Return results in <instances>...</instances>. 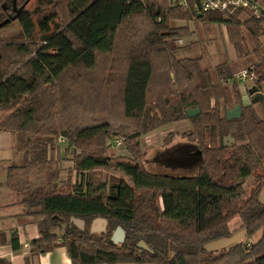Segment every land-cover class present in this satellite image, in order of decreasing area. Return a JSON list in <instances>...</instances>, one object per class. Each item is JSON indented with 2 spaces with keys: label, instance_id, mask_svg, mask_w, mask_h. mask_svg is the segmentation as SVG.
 I'll list each match as a JSON object with an SVG mask.
<instances>
[{
  "label": "trees",
  "instance_id": "1",
  "mask_svg": "<svg viewBox=\"0 0 264 264\" xmlns=\"http://www.w3.org/2000/svg\"><path fill=\"white\" fill-rule=\"evenodd\" d=\"M261 5L254 17L242 10L198 11L193 0L186 9L166 0H0V32L17 21L24 37L6 43L0 36V131L15 136L23 155L21 164L5 168V187L40 216L30 256L63 246L71 264H264V203L258 198L264 119L251 102L242 104L227 62L214 67V82L201 56L177 57L174 44L191 32L179 22L201 20L223 25L241 58L242 29L257 44L264 34ZM254 50L256 60L245 71L264 94V52ZM260 103L264 109V98ZM237 104L240 117L227 120L226 111ZM190 108L199 113L189 118ZM181 121L191 125L187 137L199 152L197 172H148L139 138ZM229 132L233 145L223 140ZM118 138L129 156L108 157L107 141ZM57 141H65L72 155L76 182L56 183ZM249 178L251 187L244 190ZM98 217L107 226L97 235L90 225ZM234 217L247 238L262 229L259 241L250 248L237 242L205 250V244L232 236L228 222ZM117 226L125 240L113 244ZM9 242L13 250L21 247L16 235Z\"/></svg>",
  "mask_w": 264,
  "mask_h": 264
},
{
  "label": "rangeland",
  "instance_id": "2",
  "mask_svg": "<svg viewBox=\"0 0 264 264\" xmlns=\"http://www.w3.org/2000/svg\"><path fill=\"white\" fill-rule=\"evenodd\" d=\"M260 1L264 3V0ZM238 18L243 21L247 19V16L245 14H240ZM178 25H187L191 32L186 37L174 41L175 46L178 47L176 50L177 52H175L176 56L192 58L201 56V64L204 68L208 69L214 82L219 81L214 67L219 63L227 62L231 72L236 74L235 78L242 96L248 97L258 117L264 119V109L263 105L260 103L262 99L257 98V96L263 94V90L248 93V89L254 85V80L251 81L248 78H238V74L241 72L240 70H247L255 62V54L258 52L254 49L259 46V51L264 52V34L259 38V44H257L250 38L248 32L242 29V34L244 35L242 48L245 56L237 58L232 43L228 39V32L223 25L208 23L201 20L179 22ZM0 36L6 43H16L24 40L17 21H13L3 28L0 32ZM224 108V105L220 103L218 107L220 115L223 114ZM190 131V122L181 121L168 124L142 135L138 143L142 154L141 162L143 167L150 173L168 174L172 176L195 174L200 160L195 143L191 142L187 137ZM114 140L115 139H109L107 141V156H129L123 140L120 138L116 139L118 142ZM223 140L226 145H233L236 143L231 132L224 135ZM56 144L58 152L55 157L58 159L59 169L56 183L64 184L67 183L69 179H71L72 183L78 181V174L73 170L72 155L69 152H65V141H57ZM107 175V172H102L104 180ZM119 175H121L125 181L132 184L129 177L122 174ZM251 184L252 179L249 178L242 182V187L244 190H248ZM258 198L260 202L264 203V186L259 191ZM228 230L232 235L238 234L243 230L245 231L239 217H234L228 222ZM58 233L61 234V231ZM94 234L98 235L99 232ZM261 235L262 229L251 238H247L245 234V237L238 242H242L245 244L246 248H250L259 241Z\"/></svg>",
  "mask_w": 264,
  "mask_h": 264
},
{
  "label": "crops",
  "instance_id": "3",
  "mask_svg": "<svg viewBox=\"0 0 264 264\" xmlns=\"http://www.w3.org/2000/svg\"><path fill=\"white\" fill-rule=\"evenodd\" d=\"M15 143L12 133L0 131V240L1 237L5 240L0 243V259L8 264H27L26 258L29 260L28 264H71L63 246L30 256L29 243L40 236L37 223L40 216L30 213L34 208L27 209L21 203V197L9 191L4 184L5 168L10 164H21L23 159L22 153L16 150ZM13 235L17 236L21 245L18 250H13L10 245L9 240Z\"/></svg>",
  "mask_w": 264,
  "mask_h": 264
},
{
  "label": "water",
  "instance_id": "4",
  "mask_svg": "<svg viewBox=\"0 0 264 264\" xmlns=\"http://www.w3.org/2000/svg\"><path fill=\"white\" fill-rule=\"evenodd\" d=\"M15 17H11L10 19H8L7 21H5V23H7L9 20H13ZM252 92H255L254 88L251 87L250 88ZM258 99H263L264 98V94H261L259 96H257ZM250 100L248 99L247 96H242V104L243 105H248L250 102ZM241 105L237 104L235 107H233L232 109H228L226 111V118L227 120H231V119H237L240 117L241 115ZM199 113V109L198 108H190L186 111V114L189 118H192L193 116L197 115ZM71 221L80 229L84 228V222L82 220L79 219H75L72 218ZM106 226H107V221L104 218H95L90 226V233H95V232H105L106 231ZM245 231L243 230L242 232L238 233V234H234L231 237L228 238H220L214 241H211L207 244L204 245L205 250L207 251H215V250H219L222 248H226L229 247L235 243H237L238 241H240L242 238L245 237ZM125 240V231L122 229V227L117 226L115 228V230L113 231V234L111 236V241L113 242V244H120L123 243ZM139 245L144 248V249H148V247L146 246V244L143 241L139 242Z\"/></svg>",
  "mask_w": 264,
  "mask_h": 264
},
{
  "label": "built area",
  "instance_id": "5",
  "mask_svg": "<svg viewBox=\"0 0 264 264\" xmlns=\"http://www.w3.org/2000/svg\"><path fill=\"white\" fill-rule=\"evenodd\" d=\"M171 7L187 8L191 0H166ZM194 8L203 12H226L234 13L235 11L242 10L251 14V16L259 17L262 12V5L260 0H193ZM238 78H248L253 81V76H249L246 71H241ZM118 142V141H116Z\"/></svg>",
  "mask_w": 264,
  "mask_h": 264
}]
</instances>
